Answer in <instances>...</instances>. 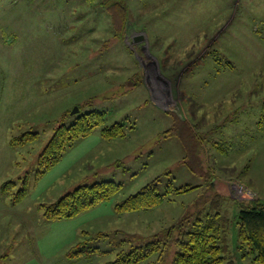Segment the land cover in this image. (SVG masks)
I'll return each mask as SVG.
<instances>
[{"label": "rangeland", "instance_id": "obj_1", "mask_svg": "<svg viewBox=\"0 0 264 264\" xmlns=\"http://www.w3.org/2000/svg\"><path fill=\"white\" fill-rule=\"evenodd\" d=\"M124 3L121 33L103 0H0V264H107L193 219L216 194L232 221L231 258L257 264L238 249L236 202L264 203V0ZM92 110L106 112L107 126L123 122L126 135L98 143L97 129L39 178L55 129ZM27 133L38 136L12 144ZM158 177L160 192L197 189L115 211ZM100 181L122 189L75 218L46 219L45 205ZM100 233L109 236L92 246L111 252L67 257ZM173 254L142 264H171Z\"/></svg>", "mask_w": 264, "mask_h": 264}, {"label": "trees", "instance_id": "obj_2", "mask_svg": "<svg viewBox=\"0 0 264 264\" xmlns=\"http://www.w3.org/2000/svg\"><path fill=\"white\" fill-rule=\"evenodd\" d=\"M103 5L111 7L112 17L117 30L124 33L128 21V13L124 0H103ZM105 111L92 110L81 112L73 123L61 124L55 129L54 135L39 158L38 177L45 176L51 171L78 141L91 136L97 129L105 139H113L126 135L125 124L116 122L107 126ZM177 121V120H176ZM180 125L181 122L177 121ZM182 125L189 130L191 137H196L186 123ZM175 126L165 132L166 136L178 133ZM25 136V135H24ZM21 139H13L12 144H26L34 141L38 134L27 133ZM199 144V142H197ZM189 154V153H188ZM205 175L203 169H197ZM161 177L142 187L137 193L128 196L116 204L115 211L119 214L153 209L171 199L174 194L194 191L197 187L190 185L175 188L169 185L165 192H160ZM14 181L5 184V190L14 186ZM122 189V184L114 181H100L91 185H81L75 190L65 194L58 202L45 205V217L48 220L71 219L89 211L103 202L109 201ZM26 196V190H21L16 202ZM225 197L214 195L210 207L199 211L193 219L184 217L178 223L170 226L164 235H155L145 244L133 245L129 251L122 249L117 258L107 264H142L153 257L158 261L165 260L174 250L171 264H237L230 255L229 233L232 221L223 209ZM237 214L236 233L238 249L254 256L257 264H264V203L259 200L236 202ZM107 233H100L92 239L85 240L72 247L67 252L69 259L90 256L93 253H109L100 247L92 246V241L106 239Z\"/></svg>", "mask_w": 264, "mask_h": 264}, {"label": "crops", "instance_id": "obj_3", "mask_svg": "<svg viewBox=\"0 0 264 264\" xmlns=\"http://www.w3.org/2000/svg\"><path fill=\"white\" fill-rule=\"evenodd\" d=\"M93 135H91V137H92ZM94 136H97V142L99 143H101L102 141H104L105 139L101 136V134H99V133H95L94 134ZM90 138V137H89ZM99 139V140H98Z\"/></svg>", "mask_w": 264, "mask_h": 264}, {"label": "water", "instance_id": "obj_4", "mask_svg": "<svg viewBox=\"0 0 264 264\" xmlns=\"http://www.w3.org/2000/svg\"><path fill=\"white\" fill-rule=\"evenodd\" d=\"M80 112V109L77 107V108H75V110L72 112V114H77V113H79Z\"/></svg>", "mask_w": 264, "mask_h": 264}]
</instances>
